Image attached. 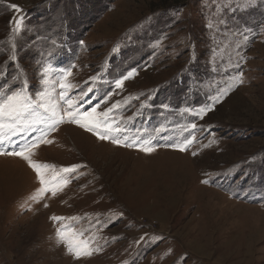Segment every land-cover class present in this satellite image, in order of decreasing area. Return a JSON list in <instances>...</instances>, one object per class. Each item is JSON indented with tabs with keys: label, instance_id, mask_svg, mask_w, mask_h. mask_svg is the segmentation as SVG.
<instances>
[{
	"label": "rangeland",
	"instance_id": "374dc122",
	"mask_svg": "<svg viewBox=\"0 0 264 264\" xmlns=\"http://www.w3.org/2000/svg\"><path fill=\"white\" fill-rule=\"evenodd\" d=\"M70 65L81 110L134 146L62 124L32 157L57 192L39 202L0 156V264H264V0H0V92Z\"/></svg>",
	"mask_w": 264,
	"mask_h": 264
},
{
	"label": "snow or ice",
	"instance_id": "6c2138e0",
	"mask_svg": "<svg viewBox=\"0 0 264 264\" xmlns=\"http://www.w3.org/2000/svg\"><path fill=\"white\" fill-rule=\"evenodd\" d=\"M18 12L21 11L17 5H12ZM16 25V31L19 32L22 27V18L13 21ZM82 43V42H81ZM11 59L15 61V56ZM60 69L59 72H53L49 75L48 70L41 66L39 70L40 88L35 93H30L28 89L30 85L25 80L20 87L5 89L0 92V156L18 157L27 162L28 166L36 173L37 179L41 187L37 190L36 196L32 199L39 202L43 196L51 192L53 196L57 194L54 188L46 186V181L41 168L47 167L46 165H38L33 162V155L35 150L39 149L41 145L51 144L53 141L49 138L52 133L59 130L62 124L70 123L75 124L85 131L91 132L100 140H109L110 142L123 147H132L134 145L128 143H121V140L109 135L113 130L120 131V129H113L112 125L105 121H97L94 114L97 108L93 107L91 110H81L79 106V97L74 100L71 92L73 89L72 84L68 81V77L72 75V68ZM124 76L118 79L115 83L116 88H122L124 81L128 79ZM242 82V81H241ZM59 85V93L53 95L55 85ZM84 95L83 91L80 97ZM219 99L215 103H219ZM212 110V106L201 109V112L206 114ZM111 111V109H109ZM105 116L108 115L106 112ZM202 118V117H201ZM98 124H102L103 131L98 130ZM192 127L195 129L196 125ZM28 133L30 138L24 136ZM33 133H38L32 135ZM19 135L24 137L23 143L17 142L15 145L4 146V140L10 136ZM191 143V141H189ZM180 151H185V148L177 146ZM139 150L145 152L153 151L152 148H140ZM195 155V154H194ZM75 167L64 168L65 173H75ZM70 182L64 180V183ZM207 183V181H204ZM47 207V205H45ZM51 219L59 223L63 218L53 216ZM63 231L57 230V236L63 240ZM68 251L73 253L76 258H80L81 252L74 251L71 244H68ZM83 255H91V251L85 248Z\"/></svg>",
	"mask_w": 264,
	"mask_h": 264
}]
</instances>
